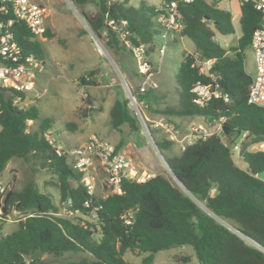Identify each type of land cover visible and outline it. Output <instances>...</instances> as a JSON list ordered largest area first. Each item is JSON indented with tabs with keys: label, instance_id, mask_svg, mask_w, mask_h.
I'll return each mask as SVG.
<instances>
[{
	"label": "trees",
	"instance_id": "obj_1",
	"mask_svg": "<svg viewBox=\"0 0 264 264\" xmlns=\"http://www.w3.org/2000/svg\"><path fill=\"white\" fill-rule=\"evenodd\" d=\"M69 1L80 11L93 35L115 55L128 54L137 61L110 21L128 30L135 46L145 47L151 67L154 36L161 35L169 44L163 30H154L149 19L156 22L158 6L142 3L135 8L128 6L130 0H98V10L92 15L83 9L94 0ZM158 1L164 6L178 3L184 28L175 33L172 44L177 38H187L193 42L195 53L185 55L178 66V104L157 112L220 123L221 133L200 135L178 154L173 151V142H156L175 183L158 174L141 183L123 180L121 195L104 198L97 192L89 196L83 174L74 169L68 155H59L45 139L52 120L40 119L35 107L19 109L13 105L14 96L24 99L25 94L0 91V177L13 160L36 164L56 176L59 203L81 208L85 215L98 208L96 224L85 228L81 218L57 216L59 205L52 196L41 193L33 178H26L20 189L6 193L0 207V228L14 213L22 215L18 227L0 237V264H39L40 259L31 257L40 252L58 259L67 254L85 255L65 264H132L124 258L130 252L145 254L142 264H153L159 252L183 246H192L199 264H264V182L256 177L264 171V151H250L252 146L264 144V108L248 103L252 76L245 69L246 54L263 15L253 2L242 3L241 36L236 46L226 49L216 37L234 35L235 28L231 12L220 7L223 0H195L190 4ZM14 29L26 53L45 59L42 40L33 39L23 25L16 24ZM50 37L47 28L45 38ZM209 60L213 64L208 74L201 73L198 63ZM135 74L143 79L138 65ZM81 82L96 85L95 72L82 77ZM198 85H211L221 96L200 105L193 93ZM140 88L132 96L151 110L161 97L154 86L144 92ZM30 121L40 122L37 130L29 127ZM109 124L122 137L125 125L132 133L140 132L130 101L123 95L110 107ZM224 139L230 140L232 146L226 145ZM123 144L121 139L116 150L122 151ZM235 146L239 147L245 170L234 162ZM86 200H90V208L83 206ZM129 213L132 218L127 225L124 217ZM181 261L190 263L189 257Z\"/></svg>",
	"mask_w": 264,
	"mask_h": 264
},
{
	"label": "rangeland",
	"instance_id": "obj_2",
	"mask_svg": "<svg viewBox=\"0 0 264 264\" xmlns=\"http://www.w3.org/2000/svg\"><path fill=\"white\" fill-rule=\"evenodd\" d=\"M97 1L94 0L83 10L94 15L98 10ZM41 3L45 9L46 26L52 37L43 40L45 70L38 76L34 90L25 95V107H35L39 111L40 119L52 120L48 134L56 141V145L74 148L87 142L92 135L114 145H119L123 139L122 152L140 173L149 174L151 178L164 174L175 183L156 142H173V151L178 154L182 146L194 142L200 135L221 133L220 123H209L200 118L173 117L157 112L178 104L175 76L184 56L195 53L193 42L187 39L180 42V45L172 44L176 38L172 35L166 36L169 40V44H166L161 35L154 36L155 52L149 57L152 63L151 80L161 99L150 110L132 97V92L141 87L143 82V79L135 74L138 63L132 56L115 55L107 50L90 31L80 11L69 0H41ZM142 3L147 7L159 5L158 0H130L128 6L137 8ZM220 7L231 12L235 34L217 35L216 41L223 48L229 49L237 45L241 36L240 5L234 1L231 7L225 1ZM149 19L152 28L160 30L155 19ZM96 42L105 49L106 54L100 53ZM164 45L165 55L160 61V49ZM245 69L251 76L255 74V61L251 50L246 54ZM91 71L95 72L97 83L94 86H85L81 78L87 77ZM87 80L91 81L90 78ZM121 95L130 101L131 112L138 120L140 128L138 134L132 133L125 125L122 127V137L109 124L110 107ZM39 125L38 121L29 127L37 130ZM224 143L232 146L228 139H224ZM250 151H264V144L254 145ZM233 159L237 167L244 170L247 168L239 152L234 149ZM97 173V192L102 196L107 195L105 176L99 165ZM26 178H33L41 193L52 196L54 202L60 204L56 176L36 164H27L20 159L11 161L0 177V183L7 191L18 190ZM21 218L22 215L17 213L8 217L7 222L0 228V237L13 232ZM82 219L87 225L96 224L95 218ZM91 230L95 231L93 227ZM95 237L98 239L100 233H96ZM83 256L85 255L67 254L58 259L43 254L39 264H65L67 260H78ZM145 256L129 252L124 258L132 264H142ZM183 257H189V264H199L192 246L161 251L156 255L153 264H184L181 261Z\"/></svg>",
	"mask_w": 264,
	"mask_h": 264
},
{
	"label": "built area",
	"instance_id": "obj_3",
	"mask_svg": "<svg viewBox=\"0 0 264 264\" xmlns=\"http://www.w3.org/2000/svg\"><path fill=\"white\" fill-rule=\"evenodd\" d=\"M180 1L190 4L195 0ZM224 1L228 3L237 1L239 5L244 2H253L255 8L263 15L261 27L254 32L250 47L255 61V74L252 76L248 103L264 108V0ZM157 12L156 22L164 31L163 37L165 39L166 36L170 37L183 30L184 26L180 20L177 2L165 6L160 4ZM16 24L23 25L33 39L45 40L46 14L41 0H0V91L6 90L12 93L13 90L27 95L34 90L38 76L45 70L46 62L45 59L23 50L15 33ZM109 25L121 33L125 46L131 50L138 62L139 72L143 76L140 91L144 92L148 87H155L151 80V66L145 56V47L142 45L135 46L129 38L130 32L128 30L114 24L113 21H110ZM98 44L97 42V47ZM164 55L165 45L160 49V61ZM212 64V60L198 63L201 73L208 74ZM193 93L196 96V102L200 105H204L213 97L221 96V93L213 90L211 85H198L193 89ZM13 105L19 109L26 108L25 98L14 96ZM30 124L32 121L28 122V125ZM45 139L56 149L59 155H68L74 169L83 174V184L89 196L97 194L98 165L103 170L108 189L107 195L103 196L104 198L110 194L121 195L123 180L141 183L151 178L149 174L140 173L122 151L116 150L114 144L95 135H92L84 144L69 149L56 145V141L49 134H45ZM186 146H182V150ZM234 150L239 152V147L235 146ZM7 192V188L0 183V207L4 204ZM83 206L90 208V200H86ZM97 210L98 208H94L89 212V215H85L81 208H72L69 203L65 202L59 204V211L56 215L62 218L82 219L91 217L96 219ZM131 218L132 213L124 217L127 225L131 224ZM82 225L87 227L85 221L82 222Z\"/></svg>",
	"mask_w": 264,
	"mask_h": 264
},
{
	"label": "water",
	"instance_id": "obj_4",
	"mask_svg": "<svg viewBox=\"0 0 264 264\" xmlns=\"http://www.w3.org/2000/svg\"><path fill=\"white\" fill-rule=\"evenodd\" d=\"M96 44H97V42H96ZM240 141V137L237 139V143ZM163 159V158H162ZM164 161V160H163ZM167 166V165H166ZM168 167V166H167ZM258 179H260L261 181H263L264 182V171H262V172H260V173H258L257 174V176H256ZM43 255V253L42 252H40V253H36V254H34V255H32V257H31V260H36V259H40V257Z\"/></svg>",
	"mask_w": 264,
	"mask_h": 264
},
{
	"label": "crops",
	"instance_id": "obj_5",
	"mask_svg": "<svg viewBox=\"0 0 264 264\" xmlns=\"http://www.w3.org/2000/svg\"><path fill=\"white\" fill-rule=\"evenodd\" d=\"M223 2H225L224 0H223ZM222 2V3H223ZM160 4V3H159ZM227 4L228 5H230L231 7H232V3H228L227 2ZM227 10V9H226ZM183 40H187V38H177V40H176V42H175V44H178V45H180L181 43L180 42H182ZM248 73V72H247ZM249 74V73H248ZM156 164H158V163H156ZM157 168V167H156Z\"/></svg>",
	"mask_w": 264,
	"mask_h": 264
},
{
	"label": "bare ground",
	"instance_id": "obj_6",
	"mask_svg": "<svg viewBox=\"0 0 264 264\" xmlns=\"http://www.w3.org/2000/svg\"><path fill=\"white\" fill-rule=\"evenodd\" d=\"M98 48H99V51H100L101 54H103V53L106 52L105 49L101 45H99V44H98Z\"/></svg>",
	"mask_w": 264,
	"mask_h": 264
}]
</instances>
